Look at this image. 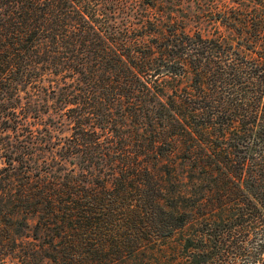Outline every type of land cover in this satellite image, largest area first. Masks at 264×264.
Segmentation results:
<instances>
[{"label":"trees","instance_id":"obj_1","mask_svg":"<svg viewBox=\"0 0 264 264\" xmlns=\"http://www.w3.org/2000/svg\"><path fill=\"white\" fill-rule=\"evenodd\" d=\"M0 264H264V0H0Z\"/></svg>","mask_w":264,"mask_h":264}]
</instances>
